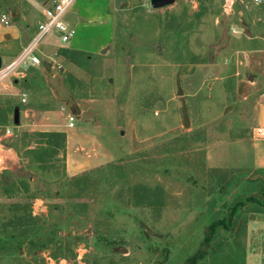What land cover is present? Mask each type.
<instances>
[{"label": "rangeland", "instance_id": "374dc122", "mask_svg": "<svg viewBox=\"0 0 264 264\" xmlns=\"http://www.w3.org/2000/svg\"><path fill=\"white\" fill-rule=\"evenodd\" d=\"M49 1L0 0V17L18 28L13 44L12 29L2 42L13 45L8 55L0 48L3 66L32 39ZM107 1L114 38L104 53L56 41L43 47L41 66L28 67L6 90L0 85V135L15 127V108L34 110L40 121L58 119L44 128L53 130L78 112L74 130L91 143H79L75 153H99L102 164L68 176L67 145L37 135L55 132L23 127L21 117L16 138L3 141L19 162L0 172V234L25 242L0 247V264H192L198 253V264H244L253 218L246 199L257 187L242 196L231 171L209 176L207 161L193 152L192 127L203 126L208 105H230L232 73L213 64L237 61L254 35L264 37V11L251 0H235L228 15L225 0H176L160 10L150 0ZM71 24L77 36L79 24ZM51 59L54 70L46 66ZM179 71L189 128L177 96Z\"/></svg>", "mask_w": 264, "mask_h": 264}, {"label": "crops", "instance_id": "0c3cea01", "mask_svg": "<svg viewBox=\"0 0 264 264\" xmlns=\"http://www.w3.org/2000/svg\"><path fill=\"white\" fill-rule=\"evenodd\" d=\"M107 11V0L76 2L68 16L70 23L78 22L79 24L77 36L70 43L71 50L94 55L107 48L114 38V28ZM42 12L43 10L35 24L33 37L38 23L43 19ZM11 29L15 30V33L12 32L11 43L13 44L18 39L17 25L0 30V48L6 49L3 50L5 55L11 54L13 50V45H2L5 37L8 36V30ZM56 41L61 44L52 37L44 46L55 47ZM248 44L250 48L240 51L241 55L237 61L235 59L228 63L226 60L227 65L213 64L219 66L224 71L223 73H232L229 77L233 82L232 100L225 109L219 106L213 109L208 105L203 114L207 117L203 120V126L200 122L196 126L193 123L192 141L194 154H201L203 160L207 161L209 176L212 177V172H214V177H219L221 172L231 171L233 180H238L236 185L240 188L239 193L242 196L251 192L253 187H257L255 193L250 196L251 198L246 199L252 203L249 213L253 218L247 225L249 240L244 264H264V37L254 35ZM25 46L14 59L21 54ZM0 56L3 59L4 56L1 54ZM53 65L54 63H46V66L52 70H54ZM221 79L224 82V77L221 76ZM220 88L223 90L226 87L222 83ZM36 114L34 110L27 108L21 112L22 121H24L22 126H28L30 131L43 128L40 130L66 135L68 176L74 177L102 165L99 163V153L90 157L75 153L79 149L76 148L79 143L87 149L90 147L89 135L78 134L74 129H69L67 123L61 124L60 130L44 129L60 125L54 122L58 119L46 116L49 121L45 117L40 121L35 119ZM76 114L79 119L78 112ZM56 116L60 117L58 113ZM26 120L28 122L25 123ZM259 130H263V134H259ZM11 153H13L10 155L11 158L17 157L13 164L15 165L19 159L14 150Z\"/></svg>", "mask_w": 264, "mask_h": 264}, {"label": "built area", "instance_id": "2783aa9c", "mask_svg": "<svg viewBox=\"0 0 264 264\" xmlns=\"http://www.w3.org/2000/svg\"><path fill=\"white\" fill-rule=\"evenodd\" d=\"M77 0H50L48 5L43 9V19L37 25V31L31 41L24 47L21 54L7 66L0 69V85L7 82H17L24 79L25 71L28 67H37L42 65V58L46 57L43 47L49 38H56L61 44H68L76 37V28L68 21V16L72 12ZM252 5L264 11V0H251ZM235 0H225L224 12L228 15L232 13ZM0 22L8 27L9 18L1 16ZM53 63V59L48 61ZM6 90L8 86H3ZM23 105L28 104V99L23 96L21 99ZM77 122L75 114L67 117V127L74 129ZM16 127L4 128L0 135V172L10 170L17 160L5 154L13 152L11 147L4 144L3 141L8 139L13 141L16 138ZM263 134V130L258 131ZM81 255V254H80ZM62 264V263H60Z\"/></svg>", "mask_w": 264, "mask_h": 264}, {"label": "water", "instance_id": "95a60500", "mask_svg": "<svg viewBox=\"0 0 264 264\" xmlns=\"http://www.w3.org/2000/svg\"><path fill=\"white\" fill-rule=\"evenodd\" d=\"M176 0H150V4L152 9L154 10H160L163 8L170 7L174 5ZM5 39H9V36H6ZM104 53V51H103ZM3 66V59L0 56V69ZM176 87H177V96L181 102L182 105V117H183V122H184V127L189 128L190 127V119H189V112H188V107H187V102H186V96L184 93V90L182 88V82H181V71L177 73L176 76ZM13 125L15 127H20L21 125V111L19 108H15L14 110V119H13ZM147 232L157 238H162L161 235L153 232L150 228H146Z\"/></svg>", "mask_w": 264, "mask_h": 264}, {"label": "trees", "instance_id": "16d2710c", "mask_svg": "<svg viewBox=\"0 0 264 264\" xmlns=\"http://www.w3.org/2000/svg\"><path fill=\"white\" fill-rule=\"evenodd\" d=\"M37 135L40 136V137H45V138L60 137L62 139L63 143L65 144V145H62V148L64 149L65 146H66L67 137L63 133H37ZM47 144L50 145V146H54V141L53 142H48ZM220 224H221V222H217L215 224L214 231H216V229H217L216 227L218 225H220ZM10 242L11 243H15V246L17 247V246H20L25 241L21 242V240L18 239L17 236L4 237L2 234H0V247H1V249H4L6 246H8ZM2 256H3V258H6V257H9V254H3ZM203 257H204V255H202L201 253H198L196 256H194L193 258L190 259V262L192 264H198L199 261L201 259H203Z\"/></svg>", "mask_w": 264, "mask_h": 264}]
</instances>
